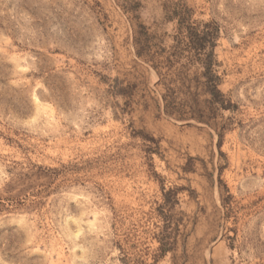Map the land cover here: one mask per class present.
Returning a JSON list of instances; mask_svg holds the SVG:
<instances>
[{
    "label": "rangeland",
    "instance_id": "rangeland-1",
    "mask_svg": "<svg viewBox=\"0 0 264 264\" xmlns=\"http://www.w3.org/2000/svg\"><path fill=\"white\" fill-rule=\"evenodd\" d=\"M178 2L0 0V264L150 263L162 187L179 205L160 264H264V0H186L221 27L232 111L160 55Z\"/></svg>",
    "mask_w": 264,
    "mask_h": 264
},
{
    "label": "trees",
    "instance_id": "trees-1",
    "mask_svg": "<svg viewBox=\"0 0 264 264\" xmlns=\"http://www.w3.org/2000/svg\"><path fill=\"white\" fill-rule=\"evenodd\" d=\"M168 21L176 25V35L173 38L176 45L170 47V52L163 49L160 55L169 54L167 59L169 68H174L177 65H180L182 69L189 66L197 67L200 71L198 83L201 87L198 95L208 96L207 102L213 107L216 106L224 111L234 110L236 105L221 89L224 74L218 55L222 34L220 25L216 21L206 20L202 15H197L186 0H180L172 5L168 11ZM148 30L147 27L140 25L134 32L136 54L139 58L146 59L148 63H153V68L157 71L155 57L150 55L152 49L143 45V38L148 34ZM158 74L160 76L159 83L164 84L166 88V93L161 96L164 106L161 108L159 105V111L168 117L182 119V113L174 97L175 91L170 87L177 79H163L162 74L159 72ZM161 189L163 203L155 210L154 214L157 218L154 225V238L159 247L150 257L152 262L146 263L136 256L124 254L122 264H160L169 253L174 251L177 244L175 231L178 230V227L174 226L170 210L179 205V200L174 190H167L165 187Z\"/></svg>",
    "mask_w": 264,
    "mask_h": 264
}]
</instances>
